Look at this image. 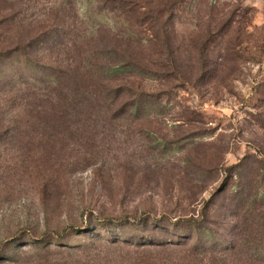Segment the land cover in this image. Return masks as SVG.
<instances>
[{"label": "rangeland", "instance_id": "1", "mask_svg": "<svg viewBox=\"0 0 264 264\" xmlns=\"http://www.w3.org/2000/svg\"><path fill=\"white\" fill-rule=\"evenodd\" d=\"M126 1L119 9L115 0H0V19L9 12L17 16L9 34L0 32L8 43L44 33L65 43L89 39L92 49L117 53L112 63L138 64L156 74L127 80L149 95L150 104L140 120L100 121L97 148L47 150L26 165L3 150L0 264H42L31 257L33 248L12 242L24 229L56 231L63 235L58 243L68 247L95 243V235L70 228L89 219V211L113 222L100 226L93 218L104 243L179 241L186 231L171 223L202 217L209 203L205 225L211 231L200 234L207 248L222 249L233 238L235 217L226 205L242 172L230 180L225 170L247 157L252 167L264 159V0ZM68 47L35 58L58 68L78 59L84 46ZM11 67L38 74L17 62L6 71ZM13 89L0 82V104ZM226 178L230 194L212 199ZM144 212L153 220L165 217L164 228L154 222L122 226V219L139 220ZM52 260L73 263L69 257Z\"/></svg>", "mask_w": 264, "mask_h": 264}, {"label": "trees", "instance_id": "2", "mask_svg": "<svg viewBox=\"0 0 264 264\" xmlns=\"http://www.w3.org/2000/svg\"><path fill=\"white\" fill-rule=\"evenodd\" d=\"M115 1L122 5L119 9L128 2ZM16 18L11 12L2 16L0 32L4 30L9 34ZM1 33L0 82L12 84L14 89L12 97L0 104V158L3 150H10L17 154V164L26 165L47 150L65 152L73 146L76 150L88 152L90 148H97L100 121L111 125L112 122L138 118L139 115L140 120L144 108L150 104L149 95L127 85V80L156 74L138 64L112 63L110 56L117 54L114 50L92 49V40L89 39L68 40L65 43L60 41L61 38L48 37V33L22 43H8ZM70 44L71 47L78 44L84 47L78 59H66L58 68L35 58L36 54L56 51V48L66 50ZM45 47L48 49L44 50ZM10 62L33 68L38 74L28 75L18 67H11L8 72L5 67ZM19 84L25 87L21 88ZM124 94L131 99L122 101ZM251 159L244 158L238 165L225 170L231 180L237 176L233 172L241 169L239 176L242 181L233 187L231 199L226 205L227 212L235 217V233L230 241L222 245V249H208V242L200 236L211 231L205 225L209 203L202 217L178 219L171 223L176 230L186 231L183 235L186 238L179 241L142 240V237L137 241L116 238L104 243L96 224L105 226L108 219H99L96 213L89 211V219L82 218L80 227L70 228L80 234L95 235L98 237L95 243L68 247L58 243L63 235L56 231L38 234L29 229L15 233L12 242H23L33 248L31 257H38L42 264H54L52 259L57 256L62 259L69 257L72 264H264V159H255L256 167L248 163ZM225 181L212 199L230 194L229 179ZM93 218L96 224H93ZM122 220V226L136 224L135 228L149 222L164 228L166 221L165 217L153 220L147 212L139 220ZM190 232L197 236L196 239ZM80 257L84 259L83 263L78 260Z\"/></svg>", "mask_w": 264, "mask_h": 264}]
</instances>
